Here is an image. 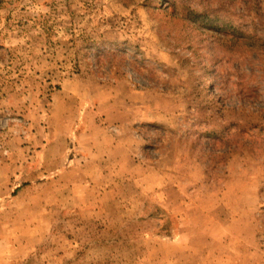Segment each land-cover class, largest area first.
<instances>
[{
  "label": "rangeland",
  "instance_id": "rangeland-1",
  "mask_svg": "<svg viewBox=\"0 0 264 264\" xmlns=\"http://www.w3.org/2000/svg\"><path fill=\"white\" fill-rule=\"evenodd\" d=\"M241 33L264 0H0V264H264Z\"/></svg>",
  "mask_w": 264,
  "mask_h": 264
},
{
  "label": "trees",
  "instance_id": "trees-1",
  "mask_svg": "<svg viewBox=\"0 0 264 264\" xmlns=\"http://www.w3.org/2000/svg\"><path fill=\"white\" fill-rule=\"evenodd\" d=\"M224 33H226V31H223ZM242 41H245V46H247L248 48H251L252 50H263L264 51V42L261 41L260 44L262 45H257L255 47L254 42H252V40L254 39V37L252 36H246L245 34L241 33L240 36H238Z\"/></svg>",
  "mask_w": 264,
  "mask_h": 264
},
{
  "label": "crops",
  "instance_id": "crops-1",
  "mask_svg": "<svg viewBox=\"0 0 264 264\" xmlns=\"http://www.w3.org/2000/svg\"><path fill=\"white\" fill-rule=\"evenodd\" d=\"M103 155H104V154H103ZM103 155H102L101 157H104ZM106 156H107V154H106ZM102 160H104V159H101V161H102ZM135 169H137V168H135ZM121 171H122V170H121ZM132 172H133V171H128L129 174H132ZM32 227H33V223L27 225V228H32ZM31 230H33V229H31Z\"/></svg>",
  "mask_w": 264,
  "mask_h": 264
}]
</instances>
